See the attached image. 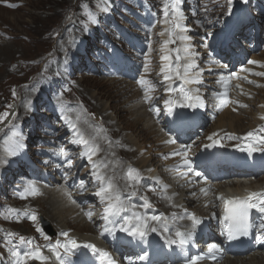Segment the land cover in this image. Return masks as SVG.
<instances>
[{
  "label": "rangeland",
  "instance_id": "obj_1",
  "mask_svg": "<svg viewBox=\"0 0 264 264\" xmlns=\"http://www.w3.org/2000/svg\"><path fill=\"white\" fill-rule=\"evenodd\" d=\"M0 1H10V2L19 3V7L14 11H11L9 9H4L0 6V27L6 28V29H2L3 32L0 33V39L7 42L0 46V95L3 93L2 91L5 90V87L6 85H8V83L9 84L19 83L23 81V79H19L15 77V75L20 72V68L24 63L28 61H34L35 59L41 58L43 56L46 59H52L55 61L58 60V62L61 60L62 58L61 55H59L56 51H54V45L58 38V32L61 30V27L64 23L67 24V22H69L72 23L75 28V33L73 34V38L75 39V37L80 36V29L76 17L78 16L77 14L79 9L82 8L81 6H84L85 4L86 6L88 5V8L92 9L90 14L92 18L96 13V10L93 8V5L95 4V2H93L94 0H0ZM117 1H123V0H117ZM101 7L103 8V10L107 9L106 2L101 3ZM188 8L190 9V6ZM85 25H87V23H84L83 27ZM69 31L73 32L74 29H72L71 26H69ZM5 32H7V34ZM189 33L192 34L190 29L188 30V32H184L181 38V40H184L185 43H188V45L192 47L191 48L192 51L189 50L186 53L185 57L183 58V59L187 58V60H189L192 54L197 53L194 50L193 42H189L190 39H188L187 41L185 38V36L188 37ZM158 36H160V34H158ZM259 59H264L263 54L259 56ZM16 61H17V66L14 69V73L13 74L9 73L7 75L6 73L9 72L8 71L9 66ZM46 69H50V66L46 65L44 67V70ZM56 71L57 73L60 72L59 67L56 68ZM200 75L201 73L197 75V77H199ZM116 86L119 87L121 90H123V93H121L120 95H122L124 98H121L120 101H115L111 103V101L108 99V96L117 95L118 91H116L117 90ZM128 86L129 84L126 85L125 88H122V85L117 84V82H106V81L96 80L93 78H81L77 81V86L75 87V89L68 94V97L75 102L74 107H77L79 111H84V107L86 106L87 112L88 111L91 112V115L89 116L90 121L87 120L88 123L87 121H85V124L88 126V131H92V128L95 125L91 121L97 122L98 125H100L99 129L103 128L101 133L97 132V140L100 142V144H102V140H103V138H101V135L105 137L106 134H107L106 136L111 134L113 139L115 138V141L127 140L123 136V131L121 132V134L119 133L121 131L122 126L123 125L125 126V124H127L128 121H131L132 114L129 113L131 111H127V109L130 106H135V107L139 106L137 102H136L137 105H135L136 104L135 100L138 101L137 97H135L133 95V92L127 88ZM261 92H263V97H264V90L259 91L258 93ZM124 94L127 95L124 96ZM3 97H4L3 95L0 96V100ZM263 97L261 98L262 99L261 102L264 103ZM117 98H119V94L117 95ZM129 102L131 103L130 106H128V108L126 107V109L125 108L123 109L122 107L126 106L127 103ZM121 105L122 107L119 108V110L118 108H115V110L112 108L111 109L108 108L107 111H104L105 107L108 106L117 107ZM142 107L139 110V112L145 111L144 107L143 108ZM132 108L134 110V107ZM104 112L105 115L112 117L114 120L116 119V115H117L118 121L114 123L116 124L117 129L116 128L115 129L117 130L118 133L112 132L111 127L108 124H106L108 121H106L103 118ZM2 113L3 112L0 110V114ZM243 113H247V112H243ZM23 114H24V108H22L20 116H22ZM242 114L234 115L231 114L230 112H226V111L223 112L216 121L215 128L218 129L219 127L218 125L222 124L221 128H225L227 130L229 127L228 124L233 122L232 128H229L230 130L229 129L228 130L230 132H235V133H241V134L244 133L246 130L249 129L251 125L254 124L253 122L255 120V116L254 114L249 113L247 118L243 120L242 117L240 116ZM232 116H235L236 118L239 119L229 121L230 117ZM1 119H2V115H0V120ZM15 137L9 138V142L14 143V147H11L9 145L8 149L5 148L7 151L4 152L3 160L7 161V163H4L3 165L4 171L10 168V164L15 165L16 158H18L21 155H24L26 153L25 150H27V148H23V145L26 143V141H24V139L23 140L19 139V137L24 138L21 136L20 131L15 132ZM138 137H140L138 141L139 144L143 146L142 152L149 159L148 155L150 152L145 150L147 149L149 143L152 142V140L149 139L150 137L144 140H142L143 138L142 136L137 135L136 138L138 139ZM113 143L115 144V142ZM156 143L152 144L151 146L152 147L155 146ZM110 146H113V144L109 145L108 147ZM165 149L167 148L165 147ZM118 150L119 148L117 149V151ZM129 160H130V164L136 166L135 160L133 159H129ZM123 166L124 164H121L111 173V176L112 175L117 176V189L119 190L121 189L120 190L121 192L130 190V185L127 182L125 183L120 176L121 174L120 172H122ZM148 167L152 170L155 167L154 162L149 161ZM137 168L139 169V167ZM21 170L26 172L25 168H21ZM1 173L2 170L0 174ZM124 184L125 186H122ZM184 195H187V192H184ZM46 199L45 200L43 199V201H46ZM35 205L37 204L35 203ZM39 207L42 209L41 215L45 216V218L43 219L46 218L51 219V215L47 214L46 208L43 207L42 205H40Z\"/></svg>",
  "mask_w": 264,
  "mask_h": 264
},
{
  "label": "bare ground",
  "instance_id": "obj_2",
  "mask_svg": "<svg viewBox=\"0 0 264 264\" xmlns=\"http://www.w3.org/2000/svg\"><path fill=\"white\" fill-rule=\"evenodd\" d=\"M237 2H238V0H235V3H237ZM242 21H243V18H242ZM185 44L187 45V49L192 51L191 50L192 47L189 46L188 43H185ZM183 60H187V58L183 59ZM200 79H203L202 76H201ZM131 86L129 85L127 88L129 90H131ZM116 88H117L116 91H118L117 95L119 94V98H117V95L108 96V99L111 101V103H113L115 101H120L121 98H124L122 95H120L121 93H123V90H121L117 86H116ZM125 95H127V94H124V96ZM137 100H138V98H137ZM136 102L137 101L135 100V103ZM130 104L131 103L129 102L124 107H122L123 104L121 106H117V107L108 106V107L104 108V111H107L108 108L109 109L112 108L114 110H115V108H118V110H119V108L122 107L123 109L124 108L126 109V107L128 108V106H130ZM135 105H137V103ZM138 105L139 106H136V107L135 106H130L127 109V111H131V112H129V113L132 114L131 121H128V123L125 124V126L123 125L122 128H121V131L119 132L121 134V132L123 131V136L127 140H124V141L123 140H121V141L116 140L115 141V145L118 144L119 150L117 151L118 148L113 149L112 148L113 146H110V147H108L107 151L110 152V153L113 152L114 154H117V152H118V154L121 157H124L127 160V162H128L129 159L137 160L136 164L140 165V167L143 168V167H148L149 159L142 152L143 151V146L141 144H139L138 141H139L140 137H138V139H137L136 138L137 135L138 136L139 135L142 136L143 137L142 140L147 139L148 137H150L149 139H151L152 142H150L149 145H152V144H154L156 142H157L156 144H158L161 141V137H162L163 140H165V137L161 134L160 129L156 128V126L154 125L150 115L146 112V110L142 111V112H139V110L141 109L142 105L140 103H138ZM132 107H134V110H133ZM124 111H126V110H124ZM20 114H21V111H20ZM103 114H104L103 118L106 121H108L107 123L106 122L105 123L108 124L111 127V131L115 132V133H118L117 130H116L117 129L116 124L114 123V122L118 121L117 120V115H116V119L114 120L112 117H110L108 115H105V112ZM238 119L239 118H236L235 116H232V117H230L229 121L238 120ZM145 121H146V123H145ZM221 125L220 124L218 125L219 129H221V127H222ZM232 125H233V122L228 124V126H229L228 129L232 128ZM253 126H254V124L251 125L249 127V129L252 128ZM228 129L226 131L230 130V129L229 130ZM134 134L135 135L137 134V135L135 136ZM131 139H133V140H131ZM9 145L11 147H14V143H10L9 142L6 145L7 147H5V148L8 149ZM107 145H111V144H107ZM84 152L86 153V155H88L91 158L95 154L94 150L84 151ZM97 152H98V150H97ZM105 161L108 162V163L111 162L109 157H107L105 159ZM129 163H130V160H129ZM242 186H245V183L232 182V187H234V188H239V187H242ZM36 204L38 206L42 205L43 207H45L46 210H47L46 211L47 214L51 215V219H49V218L43 219V218H45V216L41 215V218L44 221L48 220L49 222L54 223L55 225L60 226L61 228L73 229L74 230V234L78 235L79 238L82 239V240L89 239V237L84 236L82 234V232H86V233H90L91 234L92 233L91 228L82 221L80 216H78L76 214L77 212L74 210V208L69 207L65 202L62 201V199L60 198V196L56 192L49 193L48 194V198L46 199V201H42L41 202V200H39V201L36 202ZM221 264H264V253L261 252V251H258V252H256L253 255H250V256H247V257H243V258L228 257Z\"/></svg>",
  "mask_w": 264,
  "mask_h": 264
}]
</instances>
